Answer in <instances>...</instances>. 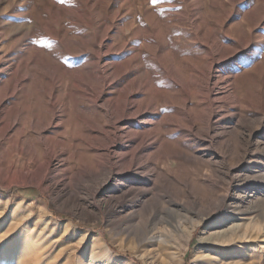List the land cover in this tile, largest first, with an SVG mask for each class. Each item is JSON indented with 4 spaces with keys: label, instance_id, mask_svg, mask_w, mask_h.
<instances>
[{
    "label": "rangeland",
    "instance_id": "374dc122",
    "mask_svg": "<svg viewBox=\"0 0 264 264\" xmlns=\"http://www.w3.org/2000/svg\"><path fill=\"white\" fill-rule=\"evenodd\" d=\"M261 3L0 0V234L68 246L60 264L87 250L74 230L127 264H201L240 205L259 225L236 251L264 264Z\"/></svg>",
    "mask_w": 264,
    "mask_h": 264
},
{
    "label": "bare ground",
    "instance_id": "6f19581e",
    "mask_svg": "<svg viewBox=\"0 0 264 264\" xmlns=\"http://www.w3.org/2000/svg\"><path fill=\"white\" fill-rule=\"evenodd\" d=\"M259 1L262 2V6L255 7L253 9V12H260L261 17H264V0H258V2ZM211 72L212 70L210 69V73H206L207 75L205 78L207 84H210ZM214 86H217V82L214 83ZM248 186L249 185L246 184L244 188L247 189ZM225 205L226 202L225 200H223L222 203L216 207V214H219L220 211L225 208ZM18 212V209H13L10 215H3L0 211V227L4 226L7 222H10L9 219L13 218L16 214H18ZM229 212L231 215L239 217L241 220H243V222L240 223L237 227L232 228L230 231H225L221 234H218L212 240L211 246L208 248V252L202 255L201 264H253L252 262L247 261L250 256V252L249 248L245 247L246 245L244 246L243 252H237L236 248L242 243L249 242L251 239L255 238V230L258 228L259 224L252 217L243 218V214L248 213V211L242 210L240 205L232 207ZM230 214H227V216L222 219L221 222L228 220ZM2 218H4L3 221H1ZM257 231L259 232L261 230L258 229ZM18 234L15 230H9L0 234V264H60V258L67 252L68 246H62V244H60V248L58 247V249L54 253L48 256L45 250L48 241L47 237H43L41 240V244L44 247L35 248L32 245V242V244H21L19 242L20 240ZM68 234L69 239L76 241V243L74 244L75 246H77L78 248L87 249L83 253L81 264H98L99 260L103 257H107L109 260H114L116 264H127V261L124 260L125 258L115 254L108 242L102 236L91 235L87 231L76 232L75 230L71 231V233ZM164 236L167 237L168 235L166 234ZM8 238H11V240L8 241ZM219 244L222 246V253L217 250V245ZM250 246L253 247V245ZM259 246L261 245L259 244ZM179 254L180 253H178L177 255V253L173 252L166 255V257L163 259H166L168 262L165 264H176L175 261H177V259L178 264H184V259ZM253 257L256 256L253 255ZM73 263V258L70 255V259L68 258L67 261L61 264Z\"/></svg>",
    "mask_w": 264,
    "mask_h": 264
}]
</instances>
